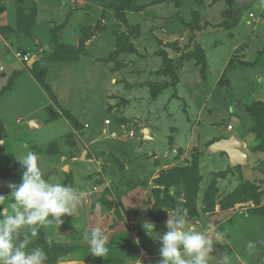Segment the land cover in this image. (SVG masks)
I'll return each mask as SVG.
<instances>
[{"label":"rangeland","instance_id":"374dc122","mask_svg":"<svg viewBox=\"0 0 264 264\" xmlns=\"http://www.w3.org/2000/svg\"><path fill=\"white\" fill-rule=\"evenodd\" d=\"M262 71L264 0H0V194L20 183L24 145L49 182L91 192L28 249L46 264H160L179 205L224 233L214 257L264 264ZM231 137L243 164L210 151ZM94 227L104 258L83 239Z\"/></svg>","mask_w":264,"mask_h":264},{"label":"clouds","instance_id":"9594fccd","mask_svg":"<svg viewBox=\"0 0 264 264\" xmlns=\"http://www.w3.org/2000/svg\"><path fill=\"white\" fill-rule=\"evenodd\" d=\"M0 144L3 141L0 140ZM15 158L23 169L20 183L7 184L9 195L0 194V264H46L47 254L40 247L28 249L29 237H37L40 227L55 221L61 225V217L72 216L74 210L91 192L79 191L71 185L52 183L46 178L39 155L27 150ZM168 213L166 231L157 237L160 248V264H229V254L224 251L214 257V240L225 237L218 225H209L199 231L191 224L188 211L177 205ZM155 225L145 221L146 233L153 234ZM22 237V239H21ZM83 239L91 255L104 258L108 255L109 240L99 227L83 233ZM139 243V241H137ZM248 250L256 245L249 241Z\"/></svg>","mask_w":264,"mask_h":264},{"label":"water","instance_id":"95a60500","mask_svg":"<svg viewBox=\"0 0 264 264\" xmlns=\"http://www.w3.org/2000/svg\"><path fill=\"white\" fill-rule=\"evenodd\" d=\"M259 0H233V4L237 7L245 8ZM32 126V125H31ZM241 143L235 138L222 139L210 146L211 153L224 152L232 166L243 164L246 161V156L241 152Z\"/></svg>","mask_w":264,"mask_h":264},{"label":"crops","instance_id":"0c3cea01","mask_svg":"<svg viewBox=\"0 0 264 264\" xmlns=\"http://www.w3.org/2000/svg\"><path fill=\"white\" fill-rule=\"evenodd\" d=\"M262 74L264 75V71H262ZM257 76H258V74H257ZM251 79H254V77L251 76ZM229 85H230V88L232 89V91L235 92V89H233V87H232V83H230ZM261 87H262V86H261ZM263 94H264V93H263ZM168 104H169V103H167V109L169 108V105H168ZM30 125H31V124H30ZM32 126H33V125H32ZM32 126H31V127H32Z\"/></svg>","mask_w":264,"mask_h":264},{"label":"trees","instance_id":"16d2710c","mask_svg":"<svg viewBox=\"0 0 264 264\" xmlns=\"http://www.w3.org/2000/svg\"><path fill=\"white\" fill-rule=\"evenodd\" d=\"M232 25V24H231ZM231 25H228V24H224L223 26H226V27H229V26H231ZM221 26V25H220Z\"/></svg>","mask_w":264,"mask_h":264},{"label":"bare ground","instance_id":"6f19581e","mask_svg":"<svg viewBox=\"0 0 264 264\" xmlns=\"http://www.w3.org/2000/svg\"><path fill=\"white\" fill-rule=\"evenodd\" d=\"M31 124V123H30ZM31 125H33V123L31 124ZM144 134H147V130H145V133Z\"/></svg>","mask_w":264,"mask_h":264},{"label":"built area","instance_id":"2783aa9c","mask_svg":"<svg viewBox=\"0 0 264 264\" xmlns=\"http://www.w3.org/2000/svg\"><path fill=\"white\" fill-rule=\"evenodd\" d=\"M17 56H18V55H17ZM24 60H27V57H25Z\"/></svg>","mask_w":264,"mask_h":264}]
</instances>
